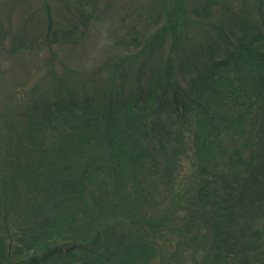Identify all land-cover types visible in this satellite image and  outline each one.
Listing matches in <instances>:
<instances>
[{"label":"trees","instance_id":"1","mask_svg":"<svg viewBox=\"0 0 264 264\" xmlns=\"http://www.w3.org/2000/svg\"><path fill=\"white\" fill-rule=\"evenodd\" d=\"M98 1L57 25L49 8L12 50L80 45ZM130 23L96 67L64 59L20 112L6 99L0 264H264V0H147Z\"/></svg>","mask_w":264,"mask_h":264},{"label":"rangeland","instance_id":"2","mask_svg":"<svg viewBox=\"0 0 264 264\" xmlns=\"http://www.w3.org/2000/svg\"><path fill=\"white\" fill-rule=\"evenodd\" d=\"M68 4H72V0H0V113L6 110L7 98L11 99L10 107L16 114L22 109L23 102L27 100L28 95L35 96L38 91H48V82L43 86L45 76L49 72L52 75L59 73L61 70L59 62L64 59L76 69L96 67L115 50L113 41L125 37V31L120 27L121 21L124 20L131 25L130 18L134 19V11L137 7H146L147 0H99L97 2V18L99 19L85 28L84 40L80 45L62 46L63 48L56 45L51 51L49 47L40 44V47L37 46L34 50L18 49L16 52L12 50L11 46L19 41L11 40L16 35H20L25 27H28L27 38L43 40L41 32L45 31L49 8L52 11L55 25L60 24L59 22L63 19L68 22L76 20V13L74 15L72 11L67 10ZM249 7L252 8V5ZM110 37H113V40ZM187 154L188 150L180 164L179 173L172 178L175 180L173 184L176 188L179 184L175 192L176 201L186 195L185 201L182 202L184 206L179 211L183 217L190 213L188 208L192 207L193 202L191 200L193 194H188L190 190L188 185L197 184L194 176L196 174L195 165ZM155 190L156 193L165 192L166 187L160 185L159 182ZM160 203L157 197L155 211L150 214L149 218L159 217L162 212ZM166 204L168 205L167 202ZM186 205L187 208H185ZM195 218H198L200 225V216ZM185 236L190 238L188 232H185ZM177 246H179L180 253H190L185 246L180 247L177 242L171 241L167 245L170 251H175Z\"/></svg>","mask_w":264,"mask_h":264}]
</instances>
